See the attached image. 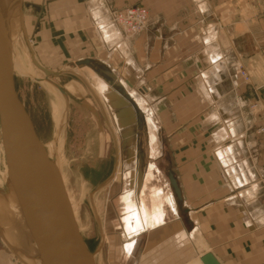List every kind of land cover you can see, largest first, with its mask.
I'll return each instance as SVG.
<instances>
[{
  "label": "crops",
  "instance_id": "crops-1",
  "mask_svg": "<svg viewBox=\"0 0 264 264\" xmlns=\"http://www.w3.org/2000/svg\"><path fill=\"white\" fill-rule=\"evenodd\" d=\"M69 4L68 18L77 30L72 35L88 32L94 58L113 60L121 82L115 67L123 59L150 100V117L164 116L168 172L180 190L178 198L171 184L161 188L174 199L172 206L163 205L161 223L149 228L139 217L140 225L129 231L127 203L140 205L145 170L139 188L130 171L124 185L94 191L88 204L100 238L96 264H186L205 253L220 264H264V132L257 131L264 110L255 115L248 97L255 82H264V0ZM127 5L148 10L146 27L131 37L112 21ZM66 38L60 57L77 49L78 37ZM39 53L55 63L52 53ZM100 191H105L101 212L95 202ZM0 264L19 263L0 246Z\"/></svg>",
  "mask_w": 264,
  "mask_h": 264
},
{
  "label": "rangeland",
  "instance_id": "rangeland-1",
  "mask_svg": "<svg viewBox=\"0 0 264 264\" xmlns=\"http://www.w3.org/2000/svg\"><path fill=\"white\" fill-rule=\"evenodd\" d=\"M69 8V0H22L21 14L25 25L22 31L23 38H21L19 30L16 35L18 40L13 53V78L18 96L32 119L39 139L44 144L48 156L55 160L60 169L77 225L87 247L94 255L100 238L88 204L91 194L103 186L104 190H107L113 186L124 185L126 173L134 170L133 156L141 152L142 161L139 168L141 171H146L150 165L155 175V178L147 183L148 186L144 190L145 203L149 204L148 194L151 187L163 188V190L170 187L167 176L170 166L165 146V132L161 127V120L164 119V116L153 112L151 118L146 112L151 108L150 100L140 92V86L134 73L124 64L123 59L121 67H115V74H119L123 82L125 80L129 83L128 86L124 82L128 93L134 91L141 95L142 101L139 108L145 116V128L138 132V140L133 138V141L129 143L128 148H132L136 154L127 156V150L120 148L115 135L116 128L111 122L110 111L104 107V100L101 99V96L94 94L84 80L86 78L93 83L90 71L99 78L100 74L94 70V67L112 71L110 65L113 60L107 58L106 55H99L104 62L94 58L98 56L91 51L92 42L87 35L88 32L81 33L79 36L75 33L72 35V32L77 30L73 28L75 23L68 18ZM67 36L78 37L77 49L72 54L67 53L60 57L59 51L63 47H68L64 44L65 39L69 40L66 38ZM29 45L33 49L35 59L41 65L49 70L60 72V74L45 77L43 72L31 62ZM39 51L45 53L44 55L52 53L55 63L48 64L49 61L44 59ZM79 57L89 58L92 65L76 64ZM32 67L38 78L29 74ZM45 79L55 81L64 92H61L57 87L58 93H55V84L48 82V85ZM99 79L101 80L102 77L100 76ZM68 82L72 83L68 85V88H65L64 84ZM102 84L105 85V82L103 81ZM44 85L46 86L44 87ZM60 93L63 96L62 101L58 97ZM248 97L252 99L251 106H253L254 114L259 115L260 111L264 110V82L258 85L255 82ZM100 111L103 112L105 118ZM147 118L149 121L152 119V122L154 121V145L148 142ZM120 150L121 160L116 162L114 156ZM100 162L102 165H99ZM5 180L6 163L0 136V188H5ZM163 190L161 189L165 193ZM103 192L105 193V191ZM103 192L100 191L95 201L100 212L104 206ZM5 198L0 197V202L16 211L17 203L12 199V196L9 195ZM133 205V203H127L128 212ZM0 228L3 232L8 230L1 219ZM10 242L15 247H21L13 241ZM0 246L6 248L21 264L2 240H0ZM16 252L19 256H24L19 250ZM94 262L96 264V260Z\"/></svg>",
  "mask_w": 264,
  "mask_h": 264
},
{
  "label": "water",
  "instance_id": "water-1",
  "mask_svg": "<svg viewBox=\"0 0 264 264\" xmlns=\"http://www.w3.org/2000/svg\"><path fill=\"white\" fill-rule=\"evenodd\" d=\"M19 10L21 2L19 0ZM0 6V136L6 163L5 188H0V197L12 196L18 207L26 215V245L15 247L6 238L0 228V240L13 252L21 264H95L93 253L89 250L79 230L73 214L72 204L66 184L55 160L50 158L44 144L39 139L32 119L15 88L12 63L11 41L5 30V22ZM31 62L43 72L45 77L56 76L60 72L52 71L41 65L29 45ZM76 64L91 66L89 58L76 61ZM96 72L115 79L111 70L94 67ZM126 83H128L126 81ZM121 87L125 100L138 110V121L145 119L141 110L131 100L122 82ZM61 92L63 89L57 85ZM127 102H130L127 104ZM131 106L125 108L121 115L123 144L129 145L134 121ZM127 156L132 150L127 147ZM141 161V158L139 157ZM136 187L141 184L142 171L136 169ZM169 183L175 195L180 198V190L171 172H168ZM5 198V199H6ZM19 250L24 256L17 254ZM30 260V261H29ZM203 264H220L211 253L200 257Z\"/></svg>",
  "mask_w": 264,
  "mask_h": 264
},
{
  "label": "bare ground",
  "instance_id": "bare-ground-1",
  "mask_svg": "<svg viewBox=\"0 0 264 264\" xmlns=\"http://www.w3.org/2000/svg\"><path fill=\"white\" fill-rule=\"evenodd\" d=\"M19 2H20L19 0H0V6H1V9H2V13H3V16L5 17L4 18L5 30H6V33H7L8 37H9L10 41H11L12 71H13V53H14V48H15L16 41L18 40V38H16L17 37L16 35L18 33L17 31L19 30V32L21 34V38H23L22 31H23V27L25 25L24 19H23L22 14H21V11L19 10ZM29 74L32 77H37L38 78V75H37V73H36V71H35V69L33 67H32L31 72H29ZM90 74H92L91 76H92L93 83L91 82V80L88 81L86 78H84V80L86 81V83L88 84V86L90 87L92 92L94 94H96V95L97 94L100 95L101 99L104 100V98H106L107 94H105L106 86L102 84L103 80L99 79L100 76H99V78H97V76L94 75V73H92L91 71H90ZM80 75H82V74L80 73ZM45 80L47 82L46 84H48V82L55 84V87H54L55 88V93H58V90H57V85L58 84L55 81L51 80V79H50L51 81H49V79H45ZM71 83L72 82L65 83L64 87L68 88V85L71 84ZM122 84H124L123 81H122ZM45 86L46 85H44V87ZM53 91H54V89H53ZM128 94H130L129 96H130L131 100L134 103L136 101V103L140 104V102L142 101V97L140 96V94H138V93H136L134 91H132L131 93H128ZM108 95H111V94H108ZM58 97L62 101L63 96H62L61 93H60V96L58 95ZM136 103H135V105L137 106V108L139 110H141ZM146 112L149 113L148 110ZM142 115H143V117L145 119V116H144L143 112H142ZM146 128H147L149 143H152V145H153L154 144V140H155V135H154V131H153V126L150 123L148 118H147V121H146ZM126 160H127V158H126ZM130 173L133 176L131 180L134 179L133 182H135V185H136V175H137L136 174V170H133ZM144 175L145 176L143 178V183H142V186H141L140 205H138V208L136 206L134 207V205H133L131 207L130 211L128 212L127 225L125 226V229L127 231L132 230V228L138 227L140 225V221L138 220L139 217L142 218V223L145 224L149 228H152L155 225L161 223L162 222V216L164 214L163 205L164 204H168L169 206H172L174 204V199H173V196L171 194H169L170 192L169 193H163L160 188L154 187V186L149 189V194H148L149 204H146L145 200H144V197H143V196H145L144 195V190L148 186L147 183L155 176L153 174V172H152V168H151L150 165L148 166V168L145 171ZM146 197H147V195H146ZM145 199H147V198H145ZM16 208H17L16 211H15V209L12 210V209L6 207L5 205H3L0 202V219L4 222V224L6 225V228L8 229L6 231V233H5L6 238L8 240H10V241H13L14 243H17L18 245H21V246L24 245L25 246L26 245L25 244L26 243L25 242L26 241V236L25 235H26V232H27L26 220H25L26 219V215H25L24 210L20 209L18 207V205H17ZM133 233H135V232H133ZM32 263L35 264L33 261H32ZM186 264H202V263L200 261V258L197 257V258H194V259L190 260Z\"/></svg>",
  "mask_w": 264,
  "mask_h": 264
},
{
  "label": "flooded vegetation",
  "instance_id": "flooded-vegetation-1",
  "mask_svg": "<svg viewBox=\"0 0 264 264\" xmlns=\"http://www.w3.org/2000/svg\"><path fill=\"white\" fill-rule=\"evenodd\" d=\"M97 73L100 74V76L102 77V80L105 82V85H106L105 94H107V95H106V98H104V107L106 109H108L110 111V113H111L110 114L111 122H112L113 126L116 128V132L117 133L115 135L118 138V142H119L120 148L122 147V149L126 150V147H124V145H123V137L121 135V130H123V128H121V122L120 121H121L122 113L125 112L124 111L125 108L128 105L131 106L130 104H128L130 102H127L128 105H126L124 103L122 104V102H121V101H124V100L126 102V99H125L124 95L121 93V87L116 85V82H120L121 83V80H119L118 78L113 79L112 77H110L108 75L101 74V72H97ZM108 94H111V95H108ZM131 108L133 110V116H134V121L131 124L132 125V130H133L132 140H133V138H134V140H136V139L138 140V132L145 128V123H144L142 118H141V122H139L137 120L138 119V110H136L133 106H131ZM100 112H101L102 116L105 118V115L103 114V112L102 111H100ZM111 135H112V132H111ZM139 157L142 159V155H140V152H138L135 155V159L133 161L135 168L139 167V165L141 164L140 161H139L140 163L138 162ZM114 160L116 162L118 160H121V150L118 151L116 156H114ZM100 163L101 164H99V165H102V162H100Z\"/></svg>",
  "mask_w": 264,
  "mask_h": 264
},
{
  "label": "built area",
  "instance_id": "built-area-1",
  "mask_svg": "<svg viewBox=\"0 0 264 264\" xmlns=\"http://www.w3.org/2000/svg\"><path fill=\"white\" fill-rule=\"evenodd\" d=\"M112 21L122 30L124 35L132 36L146 27L148 10L143 5L125 6L114 12ZM261 53L264 55V43L261 47ZM240 74L243 78H248L244 70H240ZM257 131L264 132V124Z\"/></svg>",
  "mask_w": 264,
  "mask_h": 264
}]
</instances>
